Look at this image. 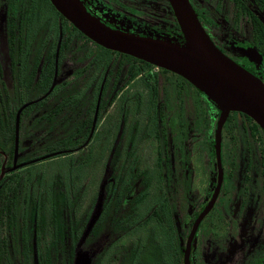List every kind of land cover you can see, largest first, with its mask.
I'll list each match as a JSON object with an SVG mask.
<instances>
[{
    "label": "flooded vegetation",
    "instance_id": "obj_1",
    "mask_svg": "<svg viewBox=\"0 0 264 264\" xmlns=\"http://www.w3.org/2000/svg\"><path fill=\"white\" fill-rule=\"evenodd\" d=\"M187 1L264 83V0ZM79 2L111 27L184 40L169 0ZM48 160L64 161L49 177ZM71 247L89 264H264V129L96 43L50 0H0V264H72Z\"/></svg>",
    "mask_w": 264,
    "mask_h": 264
},
{
    "label": "water",
    "instance_id": "obj_2",
    "mask_svg": "<svg viewBox=\"0 0 264 264\" xmlns=\"http://www.w3.org/2000/svg\"><path fill=\"white\" fill-rule=\"evenodd\" d=\"M50 1L96 43L182 75L223 114L229 110L246 112L264 129V83L216 48L187 0H169L183 35L182 42L174 37L141 35L111 27L91 15L79 0ZM94 217L95 214L90 215L83 234ZM72 264H89L86 252L76 250Z\"/></svg>",
    "mask_w": 264,
    "mask_h": 264
},
{
    "label": "rangeland",
    "instance_id": "obj_3",
    "mask_svg": "<svg viewBox=\"0 0 264 264\" xmlns=\"http://www.w3.org/2000/svg\"><path fill=\"white\" fill-rule=\"evenodd\" d=\"M145 152V154L143 153V158H145V156H146V154H147V151H144ZM148 155V154H147ZM59 162H61L62 164H64V161L62 162V160L61 161H59V160H56V161H54V160H48V161H46V162H44V163H41V164H39L38 166L39 167H43L44 168V172H45V175L47 176V177H49L50 175H51V172H52V170H53V168H55V167H57V166H61V165H59ZM62 167V166H61ZM99 169V168H98ZM93 172V171H92ZM94 173V172H93ZM50 174V175H49ZM98 174H99V171L97 170V169H95V173H94V175H93V181L96 179V177L98 176Z\"/></svg>",
    "mask_w": 264,
    "mask_h": 264
},
{
    "label": "trees",
    "instance_id": "obj_4",
    "mask_svg": "<svg viewBox=\"0 0 264 264\" xmlns=\"http://www.w3.org/2000/svg\"><path fill=\"white\" fill-rule=\"evenodd\" d=\"M86 224H87V223H86ZM89 228H90V226H89ZM89 228H88V230H89ZM88 230H87V232H86L85 234H83V231H84V229H83L82 234H81V238H80V239H84V237H85L86 234L88 233ZM73 238L76 239L75 237H73ZM74 249H75V250H74ZM76 250H78V251H82V249L79 250V249H76L75 247H73V249H72V247L69 248L70 255L72 254L71 262H73V258H74V255H75ZM73 251H74V253H72ZM70 264H71V263H70Z\"/></svg>",
    "mask_w": 264,
    "mask_h": 264
}]
</instances>
